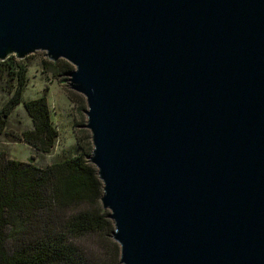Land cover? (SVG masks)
I'll use <instances>...</instances> for the list:
<instances>
[{"label":"water","instance_id":"1","mask_svg":"<svg viewBox=\"0 0 264 264\" xmlns=\"http://www.w3.org/2000/svg\"><path fill=\"white\" fill-rule=\"evenodd\" d=\"M39 51L75 67L121 264H264V0H0V62Z\"/></svg>","mask_w":264,"mask_h":264},{"label":"trees","instance_id":"2","mask_svg":"<svg viewBox=\"0 0 264 264\" xmlns=\"http://www.w3.org/2000/svg\"><path fill=\"white\" fill-rule=\"evenodd\" d=\"M59 65V61L47 63L56 75ZM70 68L67 64L63 72ZM27 83L24 60L11 56L0 62V90L11 95L0 113V133L5 118L22 102ZM24 107L32 128L18 138L38 155L50 153L59 131L51 118L47 91ZM86 134L92 141V135ZM79 149V154L47 166L0 153V264H121L114 222L101 203L103 183L89 160L93 143L88 151L82 144Z\"/></svg>","mask_w":264,"mask_h":264},{"label":"rangeland","instance_id":"3","mask_svg":"<svg viewBox=\"0 0 264 264\" xmlns=\"http://www.w3.org/2000/svg\"><path fill=\"white\" fill-rule=\"evenodd\" d=\"M28 66V83L22 95V102L8 115L4 131L0 133V153L5 152L11 159L47 166L54 161L79 154V144L88 151L92 141L87 140L86 128L88 109L83 95L72 92L69 86V75L75 67L68 61L59 60V75L48 68L50 61L44 51L36 52L24 59ZM58 62V61H57ZM70 64V72L64 73L63 67ZM47 91L51 118L59 131L55 147L48 154H36L34 149L18 137L24 130L32 128V120L24 103L41 97ZM11 95L0 90V113ZM85 128V129H84ZM84 131V132H82ZM38 155V156H37ZM109 212V211H108Z\"/></svg>","mask_w":264,"mask_h":264}]
</instances>
